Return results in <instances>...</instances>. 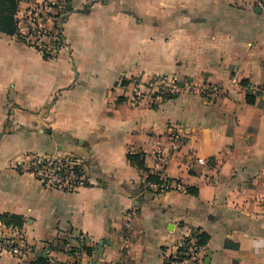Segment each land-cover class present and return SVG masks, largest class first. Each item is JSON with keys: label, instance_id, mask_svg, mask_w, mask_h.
I'll list each match as a JSON object with an SVG mask.
<instances>
[{"label": "crops", "instance_id": "crops-1", "mask_svg": "<svg viewBox=\"0 0 264 264\" xmlns=\"http://www.w3.org/2000/svg\"><path fill=\"white\" fill-rule=\"evenodd\" d=\"M7 5L0 24L12 15L15 29L0 31V231L2 215L20 217L32 252L26 263L4 252L0 264H163L192 232L209 236L199 264H264V0H71L69 47L51 59L16 38L18 9ZM153 75L218 83L223 94L128 104L120 81ZM33 153L86 157L91 184L46 189L22 171ZM149 173L183 189L154 195L143 189ZM68 230L87 235L82 253L64 251Z\"/></svg>", "mask_w": 264, "mask_h": 264}, {"label": "built area", "instance_id": "built-area-1", "mask_svg": "<svg viewBox=\"0 0 264 264\" xmlns=\"http://www.w3.org/2000/svg\"><path fill=\"white\" fill-rule=\"evenodd\" d=\"M72 14L71 0H19L16 15L18 32L16 38L35 48L47 59L56 58L59 53L69 47L65 25ZM120 81V87L126 89L124 99L133 107L143 104L151 108L159 107L164 102L182 93L199 94L209 101L222 96L223 87L218 83L197 85L192 79H177L167 75H153L149 78L133 76L126 84ZM171 141L174 148L180 147L182 137L177 131H172ZM204 163L203 160H201ZM23 172L31 173L46 189L65 193L77 192L91 183L90 167L86 157L69 153L65 155H29ZM160 183H151L147 178L143 184L147 191L154 195L167 191H180L182 183L166 176H161ZM0 231V257L4 252H10L21 263H26L32 247L24 240L22 228L3 224ZM63 248L66 253L80 254L87 243V235L68 230L64 237ZM125 238L124 245L127 247ZM46 256L53 259L51 242L43 244ZM203 246L198 244L197 233H190L175 246V250L167 254L163 264H199ZM31 264V263H27Z\"/></svg>", "mask_w": 264, "mask_h": 264}, {"label": "trees", "instance_id": "trees-1", "mask_svg": "<svg viewBox=\"0 0 264 264\" xmlns=\"http://www.w3.org/2000/svg\"><path fill=\"white\" fill-rule=\"evenodd\" d=\"M6 1L8 5L7 7L4 8L5 10L13 12L16 9H18L19 0H6ZM14 23L15 22L13 20V16L9 15L6 18V20L3 21V24H0V31L5 32V33H11L15 29ZM247 100L251 104L255 102L254 98L250 94L247 96ZM128 157L132 162L136 163L137 165L139 166L144 165L145 156L143 154H129ZM147 181L151 183H160L161 178H160V175L158 174L149 173L147 176ZM143 189H145L144 184H143ZM145 190L147 191L148 189L146 188ZM1 219L5 225H14L19 228H22L23 221L20 217L16 215L4 214L2 215ZM197 237H198V244L200 246H204L209 239V236L202 232L201 233L197 232ZM31 264H49V262L47 258L43 257L41 259L39 258L35 259L34 261L31 262Z\"/></svg>", "mask_w": 264, "mask_h": 264}]
</instances>
